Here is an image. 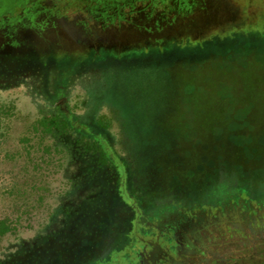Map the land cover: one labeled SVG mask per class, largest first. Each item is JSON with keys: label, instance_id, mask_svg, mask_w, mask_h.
<instances>
[{"label": "rangeland", "instance_id": "1", "mask_svg": "<svg viewBox=\"0 0 264 264\" xmlns=\"http://www.w3.org/2000/svg\"><path fill=\"white\" fill-rule=\"evenodd\" d=\"M44 3L42 48L62 64L40 68L30 34L0 31V264H167L157 216L221 198L262 230L264 0ZM99 41L134 46L91 57ZM57 114L69 131L36 129ZM250 234L228 264H264Z\"/></svg>", "mask_w": 264, "mask_h": 264}, {"label": "flooded vegetation", "instance_id": "2", "mask_svg": "<svg viewBox=\"0 0 264 264\" xmlns=\"http://www.w3.org/2000/svg\"><path fill=\"white\" fill-rule=\"evenodd\" d=\"M45 1L46 0H0V31H6L8 34L12 33V35L23 33L27 36L30 34L31 38L35 39V42L28 48V56H40V68L42 67V63H44L43 66L50 65L51 63L55 64L56 62L59 64L63 63L61 60L63 56L59 54L60 51L42 48V45L45 44L40 34L43 27L36 23V19L42 14L56 13V8L53 6L48 8L44 3ZM69 1L72 3L78 0ZM178 31L179 34L182 33L180 29H178ZM7 38H10V36H7ZM10 41L11 40H7L4 43V48L18 47L23 49L27 46L24 41H21V44L14 42V40ZM99 42L100 43L96 46L90 44V47H94L95 50L94 55L91 54V57L96 56L100 58V55L107 51L121 53L134 46H124L118 49L117 44L106 45L101 41ZM149 46L153 47L152 44ZM56 48L58 49L59 46ZM42 52L44 55H42ZM73 54L74 53L69 52L67 58L71 59L70 65L75 68L77 60L71 58ZM81 54L80 57H84V63L88 59L92 60L91 57L87 58L86 52ZM18 62L23 64V58H19ZM43 78L44 82L48 81V76L45 74ZM216 201H220V198ZM210 203L214 204L215 201L208 202L207 204L192 203L188 207L181 206L185 207L182 209H188V211H193V209L196 208L195 214L191 216H189V214H182L183 216L181 215L182 217L178 218L165 213H161L157 216V219H160V221H163L166 225L168 224L169 228L163 230L162 226L155 225V228L157 230L160 229L161 235L164 236L163 240L161 239V243L162 241L166 242V246L162 243L158 248V243L155 247V259L161 260L164 258L168 261L167 264H174L175 259H177L176 264H228L225 254L234 244L244 243L240 240L242 236H240L239 233H244L246 227L250 229L252 234H250L249 237H264V227L262 230L255 227L257 223L254 219L255 213L252 215L246 213L241 214V206L239 204L236 206L231 203L226 204L225 199L222 200V198L220 202H216L217 204L215 203V205H217V210L215 211L214 209L212 210V208H210V210L206 209L207 205ZM220 203H223V205ZM184 242H187V245H185ZM163 249H165V254L169 252L172 255L169 260L166 256L167 254L165 255L162 253ZM249 253L251 254V252Z\"/></svg>", "mask_w": 264, "mask_h": 264}, {"label": "trees", "instance_id": "3", "mask_svg": "<svg viewBox=\"0 0 264 264\" xmlns=\"http://www.w3.org/2000/svg\"><path fill=\"white\" fill-rule=\"evenodd\" d=\"M100 2H102V0H100ZM40 128L47 132L53 131L54 129H58L60 132H67L70 130V124L66 117L57 114L38 120L36 129ZM9 231H11V227L7 225L5 221H0V235H4Z\"/></svg>", "mask_w": 264, "mask_h": 264}]
</instances>
